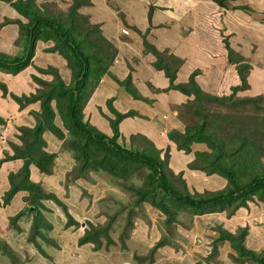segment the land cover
<instances>
[{
	"label": "trees",
	"instance_id": "trees-1",
	"mask_svg": "<svg viewBox=\"0 0 264 264\" xmlns=\"http://www.w3.org/2000/svg\"><path fill=\"white\" fill-rule=\"evenodd\" d=\"M0 1L9 4L19 15L15 18L6 19L0 26L8 23L17 24L18 37L15 40V45L22 48L21 54L16 55L0 51V71L12 75L17 74L31 64L38 40H53L57 43L55 47L59 51L51 48L52 51H57L64 60L65 58L68 59L66 67L71 72L70 81L66 83L60 75L58 67L54 64L48 63L46 67L38 66V71L51 73L53 77L51 81H45L33 75L39 86L35 88V92L29 95L24 93L18 95L9 91L6 82L0 79L1 95L3 97L9 96L10 99L18 104L19 108L22 109L30 103L39 102V110H32L30 113L35 119V124L33 126L18 125L17 141H10L12 142V152L10 153L4 149L3 157H0V163L13 159L22 161L21 166L16 171L9 172V187L0 197L2 201L0 204L5 206L9 204L18 191L27 193L22 196L25 202L24 209L20 208L10 220L16 223L23 216L31 217L28 241L33 242L37 248L40 247L42 253L40 241L45 243V245L59 246L49 236L52 230V223L46 217L45 211L51 212L52 209H49L45 201L52 200L63 207L64 213L69 218L66 222L67 225H79L78 221L73 219L68 212L66 204L54 191L46 189L42 185L43 182L41 180L33 181L31 179V166H34L37 171L44 175H50L54 167L56 153L46 150L47 143L43 138L45 131H50L60 139L61 147L64 142L63 139L67 140V145L64 147L71 151L74 160L79 163L75 166L77 174L68 172L67 182H70L71 179H82L85 182L93 183L92 180H96L95 174H90L89 170L100 169L119 181L127 180L137 171L145 173L148 170L149 172L145 173L147 178L145 180L146 186L128 185V189L137 195L136 199L130 204L136 206L143 201L150 200L152 205L165 216L162 225L167 230L171 229L174 221L178 220L173 219L174 210L164 200L165 197L176 208L189 211L192 217L193 215L200 216L208 212H222L235 203L229 212L231 214L235 209L246 205L248 200H254L255 198L264 204V105H262L264 93L261 92L254 97L246 96L238 99V101L242 102H252L256 106H258V102L259 104L261 102L259 105L260 114L252 115V123H247L244 129L241 130L230 129L225 132V125L229 121L227 117L221 113L205 111L202 108L206 101H233L238 92L249 88L247 77L253 68V64L248 62V60L245 61L247 57L230 46L227 36H223V46L228 52V61L234 66L239 82L231 85L230 92L225 97L220 98L218 95L215 96L203 90L198 85L195 81V76L199 72L198 69L193 70L186 81L176 82L177 72L184 62L183 59L176 54L169 53L168 49L161 50L157 48L147 38L152 28V6H150L147 17L148 26L143 32H140L137 26L127 24L126 20L123 19L126 25L139 31L142 38L143 53L152 54L154 56L153 66L158 70H162L168 78L167 87L163 89L156 88L155 90L164 92L175 89L185 96L182 102L171 104L169 107H161L157 113L164 117L170 116L173 110L176 111L175 117L180 124L167 129L168 139L175 143L177 149L183 150L185 155L192 154L190 155V161L187 163L189 169L202 171L210 175L216 174L226 180V185L222 189L191 193L186 186L184 190L178 189L172 180L169 179L166 170L170 171L173 169L170 166V155L167 159L160 156V152L165 149L163 146L162 148L158 147L148 136L145 135L144 137L140 133L130 134L128 141L130 146L127 145L128 147L123 143V145L118 143L117 138L121 135V123L125 119L131 116H143V118H147V116L144 117L145 115L135 109L120 111L114 105L111 97L106 100L107 109L111 115L104 114L108 121L109 131L100 129L89 121L82 120L83 105L86 104L95 87L106 74L112 77L134 99L147 103L154 101L153 98L143 95L135 86L133 82L135 69L130 63L127 66L128 72L123 78L120 79L112 72L111 68L115 64L119 51L104 36L100 25L91 23L87 15H83L78 11L76 13L77 9L74 8L78 17L83 16L87 19L88 28L81 32H77L78 30L71 31L74 29L72 25L67 27L63 25L64 21L62 20L57 21L41 15L34 0ZM87 1L78 0L75 3L79 2L78 4L80 5ZM213 1L220 3L223 7L228 5L227 3L224 4L222 0ZM112 5L114 9H117L118 6L114 2ZM232 7L233 9H242L246 12L253 10L252 7L246 4ZM119 14L123 17V13L120 12ZM22 16L25 20L22 19ZM260 59L262 60V57ZM148 85L153 88L150 83ZM52 102H54V106H52ZM186 115L187 118H185ZM57 118L62 121V126L65 130L55 122ZM0 123H5L4 118L1 116ZM182 124L183 127H181ZM139 136L149 143V148L141 150L134 148L135 144L133 142L130 143V139ZM167 144L169 143L167 142ZM195 144H203L206 147L205 149H194ZM169 153L170 151L168 150ZM174 158H177V156H174ZM173 162V165L179 164V161L173 160ZM89 175L90 178H88ZM157 189H160L163 193L160 197H157L155 193ZM113 222L114 218L100 228H94L88 222L90 229H87L79 237L78 243L81 245L85 243L98 245L101 240L100 235L104 233L107 237L108 246L116 244L115 238L109 237L107 233L111 229L112 226L110 227V225ZM127 224L130 223L127 222ZM131 229L133 228H131L130 224V228H124L125 236L119 235L116 237L123 249H126V241L129 238ZM218 232L219 235L213 245L212 254L218 252V245L216 246L218 241H228L238 255L234 257L236 261L240 263L249 261L250 264H264V249L256 253L246 247L244 242L245 227H240L239 231L234 233L218 228ZM123 237H125L124 241L122 240ZM163 241L162 238L159 239L152 247V250L158 249L163 244ZM95 248L99 249L98 246ZM210 257L208 256L207 260L212 258Z\"/></svg>",
	"mask_w": 264,
	"mask_h": 264
},
{
	"label": "rangeland",
	"instance_id": "rangeland-1",
	"mask_svg": "<svg viewBox=\"0 0 264 264\" xmlns=\"http://www.w3.org/2000/svg\"><path fill=\"white\" fill-rule=\"evenodd\" d=\"M75 1L78 0H34V3L40 10L41 15L55 19L57 21L62 20L64 21L63 25L67 27L72 25L74 29H72L71 31H85L88 28L87 19L83 16L78 17L76 13L78 11L83 15H87V13L90 11V7H92L93 5H91V0L83 2L80 5L78 4L79 2L75 3ZM95 1L96 2L94 10L96 11V13L94 17H102V8L107 6L108 1ZM222 1L224 4H228L227 7H223V5L216 1L215 2L217 4H215L221 10H224V8L230 10L233 9L232 6H235L233 5V1L236 4L241 5L246 3L247 0ZM148 2V8L146 6L144 7V13L146 17H148L149 9L151 6L150 4L152 3L161 2L165 5H167L168 3L173 4V0H144V3ZM229 2L231 3L229 4ZM0 4V25H2V22L6 21V19L10 17H17L15 11H11L12 7L9 4ZM74 8L77 9L76 13ZM169 9H171V7H169ZM69 11H71L70 14ZM118 16L115 18V20L119 22V25L117 27L118 31H124L128 34H131L132 32L134 33L135 31V34L137 33L138 35H141L139 31H144V27L141 29L139 27L143 26L142 23L140 25H137V23L135 22L138 21V16L134 18L131 17L127 21L128 23H136V25L139 27V31L129 27L126 24L123 27V24L120 21L121 16H119L120 18ZM257 16L260 18L264 17V12H257ZM22 19L25 20L23 16ZM12 24L17 26V24ZM0 30H2L1 26ZM17 37L15 38V40L17 39ZM239 39L240 38H238L237 41H240ZM246 40L248 42L254 41L258 45H260L261 42L264 43V37L262 38L258 34L255 36V38ZM56 44L57 43L53 40H38V42L36 43V46L41 45L40 47H35V51L38 48L40 53H38L37 56L33 55L31 64L27 66L30 69L28 77L31 81L34 82L35 88L38 87L39 84L34 80L33 75L45 81H51L53 77L51 73L38 71L37 67H46L47 64H45V66H41V63L44 59L43 54L46 52L51 53L52 55L60 56L57 51H52L51 49H57L55 47ZM18 47L19 52L17 54H21L22 48L21 46ZM132 47L134 50H136V47L134 45H132ZM252 50L249 49L247 53H251ZM225 52H227V50H225ZM226 55H228V52L226 53ZM256 56L257 55L253 54L252 60L261 61V59L256 58ZM246 60L250 62L249 58H245V61ZM67 62L68 59L65 58V63ZM63 68L67 69V76L64 75L66 76L64 79L65 82L67 81L66 83H68L70 81L69 79L71 77V72L69 71L68 67ZM254 69L256 70H254L251 79L249 80L251 72L247 77L249 88L238 92L233 101H206L202 105V108L205 111L221 113L222 115L227 117V120L229 121L228 124L225 125V132L230 129H244V126L247 123H252V115L256 116L260 114L259 105L261 104V102L260 104L258 102V106H256L252 102L248 103L238 101V99L241 97H254L261 92L264 93V78L262 77L264 76V72L260 73V70H258L257 68ZM234 72L237 75L236 71ZM6 75H9V73L0 71V79H2V81L5 80V78L7 77ZM231 85L232 84H230V79L222 80L220 82V86H217V90H213L215 92V94L213 95H218V97L220 98L225 97V95L230 92ZM35 88L31 92L24 94L29 95L30 93L35 92ZM51 104L52 106L55 105L54 102H52ZM262 105H264V101L262 102ZM156 111H158V109H155L154 114L158 113ZM104 114L111 115L107 109L106 100L103 103L100 102V106L93 105L89 108L86 104L83 105L82 120L84 121L93 123V116H97L98 119L105 118V120L107 121ZM175 115L176 112H173L170 116H160L158 120H156L155 117L153 120V124L155 126L156 124L161 125L160 127L163 130L170 129V127L174 125L178 126L180 122L178 121V119H176ZM185 118H187V115ZM5 119L7 121L5 120L4 124L0 123V136L4 138V135L9 132V128L7 129L6 125L7 122L12 123V130L19 133L17 127L18 125L13 123L14 119L12 117H6ZM55 120L57 124L62 129H64V127L62 126V121H60V119L58 118ZM183 124L181 125V127H183ZM238 125L239 127H237ZM139 127L140 126H138V129ZM133 128V124L129 121L122 124L121 135L117 138V141L118 143H120V145H129V136L131 133H134V131H132ZM138 129L137 131L139 132L136 131L135 133H140L144 137L145 135L150 137L149 135H147L148 133H145L144 129ZM160 134H163V136L160 137L158 134L155 135L154 138L158 143H161L162 145L166 142L169 143L163 145V148L165 149L160 152V156L167 159L170 155V166L173 170H170L172 172L168 170L166 171L169 179L172 180V182L178 189L184 190V187L186 186L191 193H195L196 191L205 192L219 190L226 185V180L222 179L216 174L210 175L205 174L202 171L189 169L187 163L190 161V155L192 154L185 155L183 150L177 149L175 143L172 140L168 139L167 133ZM63 141V150L65 152H68L67 156L71 158V164L73 165L72 169H74V171H72L71 169L69 172L77 174L75 166L79 163L74 160L71 151H68L67 148L64 147L67 145V140L65 141L63 139ZM8 142L9 147L12 148V142ZM132 142L135 144L134 148L137 150L147 149L150 146L149 143L141 138V136L130 139V143ZM7 144L8 143H5V147H7ZM195 145L196 146H194V149H205L206 147L203 144ZM168 150L170 151L169 154ZM174 156H177V158H174ZM60 159L61 157H59V160ZM173 160L179 161V164L173 165ZM60 164L61 161L58 163L59 168H61ZM56 171L57 169L55 168V172ZM89 171L90 174H95L94 177L96 178V180H92L93 183L88 181L85 182V180L80 179L78 180L80 182L77 185L76 179H73L74 184H65V182H60L61 174L58 173V175L55 174L47 178L48 180L46 181L48 183L46 184L49 186H47L45 182L44 184H42L44 187L55 191V193L68 207V212L71 214L73 219L77 220L79 223L78 226L73 224L67 225L66 222L69 220V218L64 213L63 207L58 203L53 202L52 200L45 201L49 209H52L51 212L45 211L46 217L52 223V230L49 233V236L53 238L59 246L56 247L52 244L45 245V243L40 241L42 244L41 249L43 250V253L40 250V247L37 248L33 242L28 241L31 217L28 218L26 215L25 217L23 216L19 218L16 223H13L10 218L14 217V215L16 214L14 208H10L0 204V264H208L209 262L210 264H250L249 261H246L245 263L236 261L234 257H237L238 255L236 251L230 246V243L228 241H218L216 244V246L218 245V252L212 254L213 245L219 235L218 228H222L234 233L238 232L240 227H245L246 235L244 242L246 247L254 250L256 253H259L264 249V204L257 198H255L254 200H248L246 202V205L235 209L231 214H229V212L231 211L232 206H234L235 203L228 206L226 210L222 212H208L200 216L193 215L192 217L189 211L176 208L171 204L169 200H167V197H165L164 200L168 202L170 204V207L174 210L173 219L178 220L174 221L171 226L172 228L167 230L163 228L162 225V221L164 220L165 216L152 205L150 200L143 201L136 206L130 204V202L132 203L136 199L137 195L135 193H132V191L128 189V185L141 187L146 186L145 180L147 178L145 177V173H148V170H146L145 173L142 171H140L141 173H139L137 171L135 174L130 176V178L123 181L116 180L107 172L100 169ZM54 177H57L58 179L57 185L59 186V188H55L52 185L53 183L51 181L55 179ZM88 178H90V175L88 176ZM155 193L157 197L163 195L160 189H157ZM1 202L2 201L0 200V203ZM20 204H23L21 208L24 209L25 202L23 201V198ZM28 215L31 216L30 214ZM112 218H114V222L110 225V227H112L107 233L109 237L111 236L115 238L116 244L108 246L107 237L104 233H101V240L98 245L95 243H85L82 245L78 243L79 237L87 229H90V227L88 226V222L91 223L92 227L100 228ZM127 222L131 224V228L133 229H131L129 238L126 241V249H123L120 241L116 237L119 235L125 236L124 228H130V224H127ZM124 238L125 237L122 238L123 241ZM161 238L164 240L163 244L158 249L153 251L152 247ZM94 246H98L99 249L95 248ZM208 256H211L212 258L210 257L211 259L207 260Z\"/></svg>",
	"mask_w": 264,
	"mask_h": 264
},
{
	"label": "crops",
	"instance_id": "crops-1",
	"mask_svg": "<svg viewBox=\"0 0 264 264\" xmlns=\"http://www.w3.org/2000/svg\"><path fill=\"white\" fill-rule=\"evenodd\" d=\"M107 1V6L102 8V17H94L96 13L94 10L95 0H91V5L93 6L90 7V11L86 13L89 17V21L98 23L104 36L107 37L119 51L115 64L111 70L121 79L127 74V66L130 63L135 69L133 72V82L135 86L143 95L148 98H153L154 101L152 103H147L142 100L134 99L119 86L112 77L106 74L95 87L86 105L89 108L93 105L100 106V102L103 103L105 100L112 97L114 105L120 111H127L129 109L137 110L142 115H145L144 117L147 116V118H143V116L130 117L125 119L123 123L127 121L131 122L134 126L132 130L134 133L137 131L138 126H140L139 129H144L145 133H148L147 135L150 136L149 138L155 142L156 145L158 144V147L162 148L167 142L162 145L155 140L154 136L158 134L160 137L163 136V134L160 133H167V129L163 130L160 127L161 125L156 124L155 126L153 124L154 118L156 117V120H158L161 116L154 114L155 109H158L156 112H159L161 107H169L171 104L180 103L185 99V96L175 89L166 90L164 92L155 90L156 88L163 89L167 87L169 83L168 78L163 71L153 66L152 62L154 56L150 53H143V44L140 35L137 33L135 34V31L131 34L118 31L117 27L119 22H117L115 18L118 15L120 16V12L123 13L124 16H121L120 20L123 27L125 25L123 22L124 19L129 25L137 26L142 23L143 26L139 27L140 29L143 27L145 29L148 26V19L144 13V7L146 6L148 8L149 2L144 3V0ZM113 2L120 8L114 9L112 5ZM0 3L3 2L0 1ZM215 3L216 2L213 0H173V4L168 3L167 5L161 2L152 3L150 4L153 7L151 17L152 28L147 36L148 40L157 48L168 49L169 52L183 59L184 62L177 72L176 82L186 81L190 73L198 69L199 72L195 76V81L203 90L209 93L214 92L213 90H217V86H220L222 80L230 79V84L232 85L239 82L238 76L234 72V66L227 59L222 41L223 36H227L230 46L249 58L251 64H253L249 80L254 70H256L254 68L260 70V73L264 72V52H262L264 50V43L261 42L260 45H258L254 41L248 42L246 40L255 38L257 34L262 38L264 37V17L260 18L257 16V12H264V0H247L244 4L252 7L253 10L250 12L241 9L228 10L224 8V10H221L216 5L217 3ZM230 3L231 2H229V4ZM233 5L238 4L233 1ZM169 7H171V9H169ZM11 11L14 12L15 10L12 8ZM15 14L19 16L16 11ZM137 16L139 18H137L138 21H135L137 25L136 23H128L127 20L129 18ZM1 28L0 50L11 55H16L19 52V47L15 45V38L18 36V27L12 23H8L1 26ZM238 38H240L239 40L241 42L237 41ZM132 45L136 47V50L133 49ZM40 46L41 45H38L36 47ZM249 49H253L251 53H247ZM38 53H40V51L37 48L35 55L37 56ZM253 54L257 55L256 58L262 57V60H252ZM43 58L41 66L52 63L58 67L63 79L67 76V69L63 68H67L63 58L48 52L43 54ZM29 70V67H27L15 75H6L7 77L4 81L7 84L8 90L18 95L22 93L27 94L34 90L35 84L28 77ZM262 77L264 78V76ZM148 83H150L153 88L149 87ZM212 94H215V92ZM32 110H39L38 101L30 103L21 109L9 96L3 97L0 92V116L3 117L4 120H6V117H12L14 119V124L33 126L35 120L30 114ZM173 112L176 111L173 110L172 113ZM103 119H98L97 116H93V124L100 129L109 131L107 122ZM123 123H121V128ZM11 124L10 122L6 124L7 129L9 128V132L4 135L5 139L0 136V157H3L4 149L8 150L10 153L12 152L8 141L16 142L17 140L18 133L12 130L13 125ZM43 138L47 143L46 150L56 153L54 167L50 175H44L37 171L34 166H31V179L33 181L41 180L43 184L44 182L46 184L48 183L46 180H48L47 178L49 176L58 175V173H60V182L74 184L73 179L67 182V174L72 168L71 158L67 156L68 152H65L61 147V140L50 131H45L43 133ZM5 143H8L7 147H5ZM59 157H61L60 160ZM58 161H61V168H59ZM21 164L22 161L20 159H13L0 163V197L9 187V172L16 171ZM55 168L57 169L56 172ZM54 178L55 179L51 181L53 183L52 185L55 188H59L57 185L58 179L57 177ZM76 181L78 185L80 181ZM45 188L48 189L47 187ZM25 194H27L25 191H18L6 206L14 208L17 212L23 206V204L20 203L22 202V196Z\"/></svg>",
	"mask_w": 264,
	"mask_h": 264
}]
</instances>
